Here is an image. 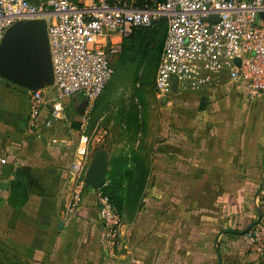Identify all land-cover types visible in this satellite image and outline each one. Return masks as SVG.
Listing matches in <instances>:
<instances>
[{
	"label": "crops",
	"instance_id": "crops-1",
	"mask_svg": "<svg viewBox=\"0 0 264 264\" xmlns=\"http://www.w3.org/2000/svg\"><path fill=\"white\" fill-rule=\"evenodd\" d=\"M221 78L219 87L175 99L179 113L160 131L146 169L133 168L145 175L144 190L121 203L123 225L109 249L96 190L69 207L85 99H66L67 119L41 135L28 125V90L0 77V264H219L217 239L229 230L236 232L220 238L222 264H261L258 250L246 251L251 233L237 232L258 219L256 206L264 229V97L249 100ZM44 91L52 100L54 83Z\"/></svg>",
	"mask_w": 264,
	"mask_h": 264
},
{
	"label": "built area",
	"instance_id": "built-area-1",
	"mask_svg": "<svg viewBox=\"0 0 264 264\" xmlns=\"http://www.w3.org/2000/svg\"><path fill=\"white\" fill-rule=\"evenodd\" d=\"M264 0H0V45L14 24L41 17L47 21L56 95L29 92L28 125L38 134L66 120L65 100L81 95L80 144L70 167L69 207L75 211L88 187L85 170L92 139L88 115L115 74L114 61L135 28L164 19L167 34L155 89L172 103L187 93L219 87L226 74L249 100L264 97ZM240 59V65L235 60ZM99 140V138H96ZM7 159L0 156V164ZM104 244L113 249L123 216L110 195L96 189ZM253 240V237H251ZM262 257V248L257 249ZM252 253L251 248L246 249Z\"/></svg>",
	"mask_w": 264,
	"mask_h": 264
},
{
	"label": "rangeland",
	"instance_id": "rangeland-1",
	"mask_svg": "<svg viewBox=\"0 0 264 264\" xmlns=\"http://www.w3.org/2000/svg\"><path fill=\"white\" fill-rule=\"evenodd\" d=\"M44 23V18H29L20 21L19 29L30 26L41 28L47 62H50ZM166 33L164 22L148 35L146 42L135 43L130 53L124 48L114 61L113 78L88 115L86 134L93 139L85 176L94 157L104 154L108 171L102 189L119 207L124 200L129 203L135 199L138 201L144 190L145 175H136L133 168L140 163L142 172L146 169V160L155 150L160 131L170 125L180 110V101L173 100L175 104L168 106L169 102H164L155 89ZM134 182L135 189L134 186L131 188ZM123 190H129L125 197Z\"/></svg>",
	"mask_w": 264,
	"mask_h": 264
},
{
	"label": "water",
	"instance_id": "water-1",
	"mask_svg": "<svg viewBox=\"0 0 264 264\" xmlns=\"http://www.w3.org/2000/svg\"><path fill=\"white\" fill-rule=\"evenodd\" d=\"M264 18V13L261 14ZM20 22L14 24L7 31L0 45V77L10 80L27 90L37 91L44 89L47 84L54 83V68L50 50L48 24L45 20L46 39L49 44V59L46 58V47L43 43L42 30L38 26H30L19 29ZM240 65L241 60H235ZM167 100L164 99V102ZM86 101L82 103L78 113L84 114ZM108 171L107 159L104 154H98L94 157L85 178V183L93 189H100L105 184ZM258 219L246 230L237 232L241 235L248 233L254 226L261 223L263 214L262 208L256 206ZM236 232L234 230L223 231L217 239L216 251L219 258V264H222V256L220 254V238L227 233Z\"/></svg>",
	"mask_w": 264,
	"mask_h": 264
},
{
	"label": "trees",
	"instance_id": "trees-1",
	"mask_svg": "<svg viewBox=\"0 0 264 264\" xmlns=\"http://www.w3.org/2000/svg\"><path fill=\"white\" fill-rule=\"evenodd\" d=\"M164 22L166 23V21L164 19H162L159 22H157L153 27H150V28H144V27L135 28L132 31V33L127 38L124 39L123 50L125 48L127 50V53H130L131 47H133L135 43L139 42V44H140L142 42H146L148 35L150 33H152L153 30H155L160 24H162ZM166 25H167V23H166ZM125 44H126V46H125ZM87 188L93 189L91 187H87ZM103 191L106 194H108L105 190H103ZM118 198L120 199V196ZM112 200H113V198H112ZM113 202L116 204V202L114 200H113ZM116 206L120 209V207L117 204H116ZM261 224L262 223L254 226L248 233H246V234H250L251 233V237H253V240H254V243H252V247H251V251L252 252H254L255 250L257 251L258 248H262L263 249V253H264V229H263ZM260 263L264 264V258H262L260 260Z\"/></svg>",
	"mask_w": 264,
	"mask_h": 264
}]
</instances>
